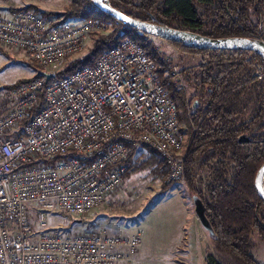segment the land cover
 Returning a JSON list of instances; mask_svg holds the SVG:
<instances>
[{
	"label": "built area",
	"instance_id": "1",
	"mask_svg": "<svg viewBox=\"0 0 264 264\" xmlns=\"http://www.w3.org/2000/svg\"><path fill=\"white\" fill-rule=\"evenodd\" d=\"M107 29L91 18L0 13V47L25 50L43 74L0 87V264H134L141 231L65 233L63 224L46 226L45 213L84 219L122 184L128 145L151 148L168 183L183 176L191 137L185 142L176 105L139 44L122 37L93 64L56 77L90 34Z\"/></svg>",
	"mask_w": 264,
	"mask_h": 264
},
{
	"label": "trees",
	"instance_id": "2",
	"mask_svg": "<svg viewBox=\"0 0 264 264\" xmlns=\"http://www.w3.org/2000/svg\"><path fill=\"white\" fill-rule=\"evenodd\" d=\"M68 1L70 7L63 12L43 9L33 3L13 7L9 10H33L40 16L61 17L63 20L91 18L110 27V30L108 28L109 31L105 33H92L95 36L91 38V44L86 52L69 58L64 67L56 73V77L69 74L82 66L93 64L100 53L115 46L122 37L133 40L144 49L145 54L154 60L158 78L165 86L169 97L173 101L175 98L181 100L196 124L183 165L181 180L186 183V187L191 191L194 190L198 156L206 150H210L215 155L212 158L228 154L225 161L234 167L229 179H226L225 169L227 166L224 167V161L217 160L214 170L209 171L210 179L207 183L209 201L205 202V213L214 231L212 240L215 241L216 247L233 254L241 264H260L254 260L248 248L251 245L250 227L255 226L259 235L264 238V229L259 224L260 220L264 221L262 209L260 210L261 201L253 185L254 171L263 161L264 156L259 158L252 151L255 148L264 149V134L257 137L258 141H254L258 143L256 147L238 145L239 135L234 137L235 130H240L242 126L237 129L231 128V126L227 128V123L236 104L231 95L235 94L233 88L236 85L235 82L239 80L236 78L237 73L243 70L242 59L246 57L250 62L261 66L263 77L258 95L263 97L264 61L261 56L253 51L206 50L168 41L180 51L208 55V64L199 72L198 87L200 85L202 87L201 99L198 98V103L194 106L193 99L195 97L188 98L186 90L179 83L172 81V76L168 71L172 68L171 61L162 57L151 35L122 24L95 7L91 0ZM108 2L128 15L157 24L168 26L172 21H176L186 29L209 37L240 36L264 41V27L260 14V7L264 6V0H108ZM124 8L129 9L130 12L125 11ZM178 71L184 82L190 81V74L187 70L179 68ZM224 74L227 75L224 76ZM42 75L41 72H38L30 78H42ZM25 79L5 86L16 85ZM242 80L243 78L238 83ZM208 89L209 93L207 94ZM204 93L207 96H204ZM43 102V89H41L37 93L34 110L40 109ZM145 148L149 151L155 169H157L156 166L164 169L162 176L164 178L166 170L163 160L151 148ZM136 152L135 146L128 145L127 154L122 162L130 163V165L124 177H129L139 168L151 163L150 161L144 164L140 161L136 164L134 162ZM164 187L166 186L163 185ZM256 204L259 205L258 213L254 210ZM239 207L245 209L241 210ZM231 225L233 228L230 227ZM206 261L207 264H214L209 256L206 257Z\"/></svg>",
	"mask_w": 264,
	"mask_h": 264
},
{
	"label": "rangeland",
	"instance_id": "3",
	"mask_svg": "<svg viewBox=\"0 0 264 264\" xmlns=\"http://www.w3.org/2000/svg\"><path fill=\"white\" fill-rule=\"evenodd\" d=\"M27 3L57 12H63L70 7L68 0H0V12ZM124 9L130 12L129 9ZM260 14L264 27V6L260 7ZM177 23L172 21L171 25ZM108 28L110 30L109 26ZM95 34H90L89 38H93ZM152 37L162 57L171 61V70L179 73V68H183L189 72L190 81L186 83L182 80V87L186 90L187 97L194 96L193 101L201 99L202 87L201 85L198 87L199 72L208 64V55L183 52L166 40ZM90 44L91 40L88 41L87 48ZM242 62L243 70L238 71L237 78L243 80L235 85L238 90L235 94L240 95L234 108L236 113L233 114L237 122L249 121L255 116L254 113L259 106L264 112V98L258 95L262 79L256 77V74L263 71L260 65L250 62L247 57L242 59ZM38 72L40 73V69L25 50L0 47V87L30 78ZM239 84L243 86L240 87ZM174 103L178 113L179 130L185 137V142H188L196 124L181 100L175 98ZM263 118L251 126L252 135L264 129ZM135 147L137 152L134 162L149 163L150 154L145 146L135 145ZM212 155L210 150H206L198 156L193 191L186 187L183 180L168 185L166 175L162 177L164 169L158 166L155 169V164L151 161L147 166L125 177L120 187L84 219L78 220L60 213L46 212L45 224L48 227L63 224L65 227L62 231L65 233L89 228L105 229L110 233H131L139 230L142 232V243L132 259L134 264H207V256L214 264H241L233 254L216 247L215 241L203 229L194 211V194L202 199L204 206L205 202L209 201L207 190L209 171L216 167V162L209 160ZM208 161H211V164ZM165 170L167 174L166 166ZM233 170L234 167L229 164L225 174L229 177ZM163 185L166 187L163 188ZM30 215L33 216L32 223L37 226L36 213L32 211ZM250 230L251 245L248 249L256 262L264 264V238L259 235L255 226L250 227ZM116 264H125V262Z\"/></svg>",
	"mask_w": 264,
	"mask_h": 264
},
{
	"label": "water",
	"instance_id": "4",
	"mask_svg": "<svg viewBox=\"0 0 264 264\" xmlns=\"http://www.w3.org/2000/svg\"><path fill=\"white\" fill-rule=\"evenodd\" d=\"M91 2L95 7L115 18L122 24L138 29L148 35L161 38L166 41L179 42L189 47L206 50L253 51L260 55L264 61V41L252 40L247 37L240 36L209 37L194 31L178 29L133 17L112 6L108 0H91ZM247 141H249V137L245 134H241L237 138V142ZM263 179L264 163L258 168L254 178L255 191L264 202ZM193 203L198 221L203 229L208 232V235L212 237L214 233L213 228L206 216L204 203L197 194L193 195Z\"/></svg>",
	"mask_w": 264,
	"mask_h": 264
},
{
	"label": "flooded vegetation",
	"instance_id": "5",
	"mask_svg": "<svg viewBox=\"0 0 264 264\" xmlns=\"http://www.w3.org/2000/svg\"><path fill=\"white\" fill-rule=\"evenodd\" d=\"M162 25V24H161ZM168 26H171V27H175V28H178V29H183V30H189V29H186V28H184V26L183 25H181V24H179V23H177L176 24V26H173V25H168ZM190 31H192V30H190ZM227 74H224V76H226ZM241 77V76H240ZM237 78V77H236ZM238 79V78H237ZM242 79V78H241ZM241 79H239L238 81H236L235 82V84L236 83H238ZM262 79V78H261ZM240 85V87H242L243 86V84H239ZM238 85V86H239ZM233 90H235V93L238 91L237 90V88H236V86L233 88ZM232 90V91H233ZM209 93V89H208V92H207V94ZM205 95L204 96H207L206 95V93H204ZM231 97H232V99H234L235 101L238 99V98H240V95H237V94H233V95H231ZM262 97V96H261ZM263 98H264V96H263ZM195 102H197V101H195ZM198 103V102H197ZM238 103H240V100L238 101ZM258 105H256V107H257ZM255 107V108H256ZM261 109V107L259 106V108H258V110L254 113L255 114V116L253 117L252 116V118L249 120V121H246V122H237L236 121V118H233V114L234 113H236V112H233V113H231V115H230V119H229V121H228V123H227V128L229 127V126H231V128H236L237 129V127H239V126H242V128L240 127V130H235V136L234 137H237L238 135H240V134H245V135H247L248 137H249V140H251V141H247V142H238L237 144L238 145H245V146H248V145H250L251 147H256L257 145H258V143L257 142H254V141H258V140H256L257 139V137L258 136H261L262 134H264V129L263 130H261V131H258V133H255V135H252L251 134V132H250V128H251V126L253 125V124H255L257 121H259L260 119H262L263 117H264V112H263V110H260ZM235 111V110H234ZM264 119V118H263ZM262 140V139H261ZM252 151H254L256 154H257V156L259 157V158H263V156H264V149H261V148H259V149H257V148H255V149H253ZM212 156H215V155H212ZM212 156H210L209 157V160H211V161H213V162H216L217 160H219V162H221V161H224V167H226V166H229V164L228 163H226V157L228 156V154H226L225 156H219V157H216V158H212ZM211 161H208V163H210L211 164ZM264 163V159H263V161L258 165V167L255 169V171H254V177H253V182H254V178H255V175H256V172H257V170H258V168L262 165ZM230 165H231V163H230ZM214 170V169H213ZM250 173H252L251 171H250ZM250 175V174H249ZM230 176V175H229ZM226 179H229V177H228V175H226ZM253 185H254V183H253ZM263 186H264V179H263ZM255 189V188H254ZM257 194V193H256ZM258 196V195H257ZM259 197V196H258ZM260 198V197H259ZM260 203H261V205H260V210H261V213L264 215V213H263V211H264V202L262 201V199L260 198ZM258 206L259 205H255V211H256V213H258L259 212V208H258ZM259 224H260V227L261 228H263L264 229V221H259Z\"/></svg>",
	"mask_w": 264,
	"mask_h": 264
},
{
	"label": "crops",
	"instance_id": "6",
	"mask_svg": "<svg viewBox=\"0 0 264 264\" xmlns=\"http://www.w3.org/2000/svg\"><path fill=\"white\" fill-rule=\"evenodd\" d=\"M22 6H23V5H22ZM15 7H17V6H15ZM5 12L7 13L8 11H3V14H4ZM0 13H2V12H0Z\"/></svg>",
	"mask_w": 264,
	"mask_h": 264
},
{
	"label": "bare ground",
	"instance_id": "7",
	"mask_svg": "<svg viewBox=\"0 0 264 264\" xmlns=\"http://www.w3.org/2000/svg\"><path fill=\"white\" fill-rule=\"evenodd\" d=\"M261 67V66H260Z\"/></svg>",
	"mask_w": 264,
	"mask_h": 264
}]
</instances>
